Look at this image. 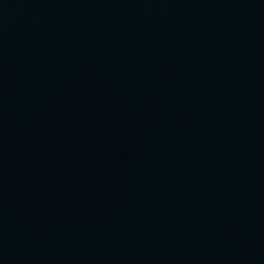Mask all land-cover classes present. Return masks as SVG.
Returning a JSON list of instances; mask_svg holds the SVG:
<instances>
[{
	"label": "water",
	"instance_id": "95a60500",
	"mask_svg": "<svg viewBox=\"0 0 264 264\" xmlns=\"http://www.w3.org/2000/svg\"><path fill=\"white\" fill-rule=\"evenodd\" d=\"M0 264H264V0H0Z\"/></svg>",
	"mask_w": 264,
	"mask_h": 264
}]
</instances>
